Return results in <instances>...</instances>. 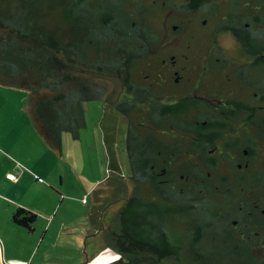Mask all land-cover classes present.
Masks as SVG:
<instances>
[{
  "label": "trees",
  "instance_id": "obj_1",
  "mask_svg": "<svg viewBox=\"0 0 264 264\" xmlns=\"http://www.w3.org/2000/svg\"><path fill=\"white\" fill-rule=\"evenodd\" d=\"M211 1L0 0V85L28 91L32 122L51 148L62 149L65 133L79 137L87 126L88 101H103L125 124L122 163L128 167L119 180L132 183L120 214L118 249L100 250L93 256L100 264H264V234L253 247L240 236H224L218 204L207 203L198 185L192 190L181 180L179 186L157 182L162 174L155 171L180 162L182 167L185 152L162 149L175 145L176 139L163 134L172 123L142 126L141 117L149 119L136 100H126L124 84L154 82L160 57L183 50L177 45L183 30L198 34L214 25L232 30L246 49L250 43L264 50V0L241 8L231 0L223 6L226 16ZM167 10L184 19L163 24ZM211 10L213 21L202 16ZM37 218L24 208L13 216L31 231ZM177 221L189 225L186 232L175 227ZM109 254L113 259L107 261Z\"/></svg>",
  "mask_w": 264,
  "mask_h": 264
},
{
  "label": "flooded vegetation",
  "instance_id": "obj_2",
  "mask_svg": "<svg viewBox=\"0 0 264 264\" xmlns=\"http://www.w3.org/2000/svg\"><path fill=\"white\" fill-rule=\"evenodd\" d=\"M213 26L181 36L177 45L183 50L160 57L156 80L126 83L125 95L149 119L141 117L142 126L172 123L163 134L176 142L163 150L185 152L182 167L180 162L155 171L162 174L157 182L179 186L181 180L192 190L198 185L207 203L218 204L221 233L253 247L264 234V50L248 40L246 49L232 30Z\"/></svg>",
  "mask_w": 264,
  "mask_h": 264
},
{
  "label": "crops",
  "instance_id": "obj_3",
  "mask_svg": "<svg viewBox=\"0 0 264 264\" xmlns=\"http://www.w3.org/2000/svg\"><path fill=\"white\" fill-rule=\"evenodd\" d=\"M0 95L4 100L0 108V121L3 122L5 130L10 132L4 140L9 146V150L3 152L6 162L0 161V241L4 259L9 263H23L24 260L17 255L20 239L36 230L42 231L43 234L50 233L56 239L55 222L60 228L58 237L62 236L61 229L71 228L74 231L71 236L77 235L82 244L85 240L81 236L85 234L83 230L89 229V226L82 222L83 219L85 216L89 218L91 214H93L91 217H94L95 212L92 211L94 204L97 201L103 203L106 191L110 190L102 186L111 178L108 170L112 165L110 164L112 150H115L116 144L113 143L115 141L113 134L108 133L105 123L106 118L114 112L104 103L103 109L102 106L90 104L88 111H93L96 116L93 137H90L89 130L85 131L89 127L87 120V126L80 132L78 138L69 133L63 137L62 149L55 150L48 145L32 122L28 110V91L0 85ZM101 113H105L102 121L97 119V115ZM113 116L118 117L116 114ZM119 133L122 150L117 147L116 150L122 154L124 128ZM119 158L121 159L120 156ZM93 159L97 165L90 163ZM74 203L83 209L81 212L77 210L79 215L69 217L67 214ZM19 208L38 215L37 221L33 224V231L14 221V213ZM61 209L62 219H58ZM79 225L85 229L82 230ZM94 227L89 230L91 235L95 233L96 226ZM75 229H78L77 232ZM86 246L95 255L100 249L95 240L86 242ZM107 247L108 245H104L100 250ZM81 258L79 252L67 262L84 264L89 260L87 257L85 261L79 263Z\"/></svg>",
  "mask_w": 264,
  "mask_h": 264
},
{
  "label": "rangeland",
  "instance_id": "obj_4",
  "mask_svg": "<svg viewBox=\"0 0 264 264\" xmlns=\"http://www.w3.org/2000/svg\"><path fill=\"white\" fill-rule=\"evenodd\" d=\"M230 1L231 0H213L211 1V4L216 5V8L220 9L219 11H217L218 13L221 11L222 16H226L227 12L224 10L223 6H226L228 3H230ZM237 1L239 3V7L241 8L243 7L244 4L251 3L252 0H237ZM212 7L213 6H211V8ZM260 7L261 6L255 5L254 9L256 10V9H259ZM222 8L223 10H221ZM213 11L214 10H211V12L206 13L202 16H205V18H209V21H213V17L211 16ZM162 16H163L162 19L163 18L164 19L163 20L161 19L162 20L161 22L163 24L167 23L168 25L172 23L176 24L184 19L183 17H180L176 15L175 13H172L168 10L162 11ZM185 34L186 33L183 30V32H181V35H185ZM224 39L225 37L223 38L222 41H224L225 43L226 40ZM232 40H233L232 37H229V41H232ZM171 45H172V42H170V46ZM223 45L226 47L227 50H229L230 47L232 46L231 42L230 43L227 42L226 44H223ZM17 98L19 99L20 97L18 96ZM3 101L4 100L2 99V96L0 95V108H1ZM102 103L103 101H88L85 103L86 116H87L88 125H89L88 129H85V131L89 130L91 138L93 137L94 130H95L94 129V123H95L94 119L96 118V116H94V114L92 113L93 111H88V107L90 104H96L95 106H102ZM102 109H103V106H102ZM101 114L97 115V119H99L100 121L104 119L105 113L102 115ZM111 114L106 118L105 127L109 131L108 132L109 134L110 133L113 134V139L115 140L113 141V143L116 144L117 148L122 150L121 149L122 147L121 146V134L119 132L122 131V128H124L125 130L126 127L120 118L113 116L116 113L112 115ZM90 115H91V119H90ZM2 123L3 122L0 121V161L6 162V160L4 159L3 152L6 153L5 150H9V146L8 144H6L4 140L5 138L9 136L10 132H7L5 130V128L2 126ZM68 135L69 133H65L63 137H66ZM110 140H111V137H110ZM116 147H115V150H112V156H111L110 164H112L111 169H113L110 172L111 178L109 179L107 184L102 186V188H110V190L106 191V196L104 198L103 203L97 201V203L94 204L93 209H92V211L95 212L94 217L92 218L91 215L93 214H91L89 218L85 216V218L83 219L82 222L84 224H87V226H89L88 227L89 229L83 230L85 228L79 225L82 228V230L85 232V234L81 235L83 239L85 238V240L82 241V244L78 240L77 235L73 237L71 236L72 235L71 233L74 232L71 228H64V230L61 229L60 231H61L62 236L58 237L57 235H58L60 228L57 227L56 222H55L54 225L56 226V229H55L56 239H54L50 235V233L43 234V232L40 230L39 231L36 230V232L33 231V233L31 232L30 235L26 236L25 238L20 239V242H19L20 244L18 247L19 251L17 252V255L21 257L24 261H22L23 263H19V264H68L69 262H67V260L74 258V256L79 254V252L82 255V258L79 261V263H82L83 261H85V258L88 257L89 260L86 261L85 264H100L101 259H97V258L94 259L95 254H92V250H90L86 246V242L89 243L92 240L96 241L98 245L97 247H99L100 249L104 245L110 246L114 252L118 249V247H115L116 246L115 239L117 238L118 233L121 232L120 214H121L122 208H124L127 197L130 194L131 186H130V180L128 178H126L123 182L119 180L120 174L126 177L128 166L122 163L124 160L123 153L121 154L119 150H116ZM91 150H93V148H91ZM119 156L121 157V159L119 158ZM90 163H95V165H97L94 159L91 160ZM122 172L124 174H122ZM82 209L83 208L78 207V205L74 203V205H72L71 210L67 214V216L70 217L73 215H79L78 212H81ZM85 210H86V207H85ZM62 213L63 212L61 209V211L59 212L58 219H62L61 218ZM94 226H96V230L94 231L95 233L91 235L89 230H91V228H95ZM175 227L178 228L181 232H186L188 229L187 227H189V225H187L186 222L181 223L177 221L175 223ZM77 230L78 229H75V232H77ZM100 249L97 250V253L100 251ZM113 251L112 253L116 256V254ZM107 259L111 260L113 258L109 254L108 256H106V260ZM1 262L2 264H7V263L14 264V263H9V261H6L4 257L2 258ZM160 264H178V263L172 260H163L161 261ZM187 264H191V261L188 262Z\"/></svg>",
  "mask_w": 264,
  "mask_h": 264
},
{
  "label": "water",
  "instance_id": "obj_5",
  "mask_svg": "<svg viewBox=\"0 0 264 264\" xmlns=\"http://www.w3.org/2000/svg\"><path fill=\"white\" fill-rule=\"evenodd\" d=\"M3 249H2V244H1V241H0V264H2V258H3V253H2Z\"/></svg>",
  "mask_w": 264,
  "mask_h": 264
},
{
  "label": "built area",
  "instance_id": "obj_6",
  "mask_svg": "<svg viewBox=\"0 0 264 264\" xmlns=\"http://www.w3.org/2000/svg\"><path fill=\"white\" fill-rule=\"evenodd\" d=\"M8 264V263H7Z\"/></svg>",
  "mask_w": 264,
  "mask_h": 264
}]
</instances>
